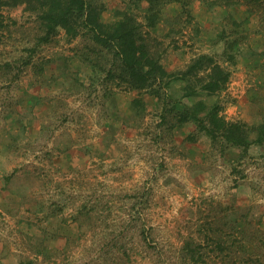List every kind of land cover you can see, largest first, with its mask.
Listing matches in <instances>:
<instances>
[{
    "label": "rangeland",
    "instance_id": "rangeland-1",
    "mask_svg": "<svg viewBox=\"0 0 264 264\" xmlns=\"http://www.w3.org/2000/svg\"><path fill=\"white\" fill-rule=\"evenodd\" d=\"M93 1L106 22L129 11L146 23V1ZM2 13L0 264H224L197 227L218 203L250 205L264 230V142L241 156L193 120L169 130L159 125L156 96L128 90L83 60L89 40L59 28L38 42V21L23 4ZM142 29L170 71L200 54L230 70L211 95H184L188 80H173L177 109L202 99L220 103L226 119L264 121V0H165L156 25ZM92 204L90 217L75 218ZM190 238L203 258L185 256Z\"/></svg>",
    "mask_w": 264,
    "mask_h": 264
},
{
    "label": "trees",
    "instance_id": "trees-1",
    "mask_svg": "<svg viewBox=\"0 0 264 264\" xmlns=\"http://www.w3.org/2000/svg\"><path fill=\"white\" fill-rule=\"evenodd\" d=\"M140 1L147 3L146 23L143 25H156L160 6L165 0ZM242 1L251 4L257 0ZM21 4L38 21V42L50 41L59 28L70 38L83 37L89 40L87 50L82 54L83 60L103 71L107 79L128 90L137 93L148 91L156 96L160 105L159 125L164 124L165 128L172 130L193 120L198 130L206 133L212 141L220 142L224 147L237 148L241 156L247 153L251 143L264 142V121L248 124L243 120L226 119L221 114V104L216 101L206 103L198 99L181 110L172 102L170 85L177 78L188 80L184 95L200 92L211 95L225 88L230 70L213 56L200 54L183 71H170L161 61L158 41L148 37L133 13L124 11L114 21L106 22L101 18L103 5L93 0H0V31L7 26L2 8ZM183 10L189 12L186 4ZM236 42L237 39L227 42L225 53L229 61L234 58L233 46ZM11 64L7 61L2 67L9 68ZM198 69H203L204 73L199 75ZM132 103L137 108L144 106L139 96L133 97ZM252 132L255 133L254 138L250 136ZM193 134L189 133L187 138L193 139ZM216 207V211L197 224L201 236L210 235V250L222 255L224 264H264L261 257L264 256V230L256 224L260 219L252 214L251 206L218 203ZM85 208L82 205L75 218L93 214V204L88 210ZM192 239L185 241V256L203 258L206 251ZM202 241L200 239V244Z\"/></svg>",
    "mask_w": 264,
    "mask_h": 264
}]
</instances>
